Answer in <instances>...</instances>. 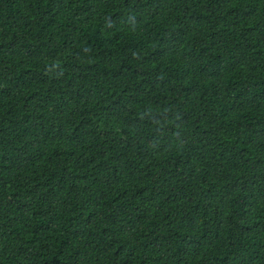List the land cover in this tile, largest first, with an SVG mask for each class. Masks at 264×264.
<instances>
[{"label":"trees","instance_id":"16d2710c","mask_svg":"<svg viewBox=\"0 0 264 264\" xmlns=\"http://www.w3.org/2000/svg\"><path fill=\"white\" fill-rule=\"evenodd\" d=\"M0 264H264V0H0Z\"/></svg>","mask_w":264,"mask_h":264}]
</instances>
